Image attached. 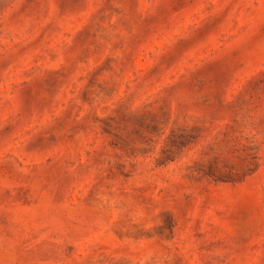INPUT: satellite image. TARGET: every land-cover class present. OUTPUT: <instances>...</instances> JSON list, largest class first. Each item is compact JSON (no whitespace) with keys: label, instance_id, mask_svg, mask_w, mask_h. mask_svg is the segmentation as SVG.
<instances>
[{"label":"rangeland","instance_id":"374dc122","mask_svg":"<svg viewBox=\"0 0 264 264\" xmlns=\"http://www.w3.org/2000/svg\"><path fill=\"white\" fill-rule=\"evenodd\" d=\"M0 264H264V0H0Z\"/></svg>","mask_w":264,"mask_h":264}]
</instances>
